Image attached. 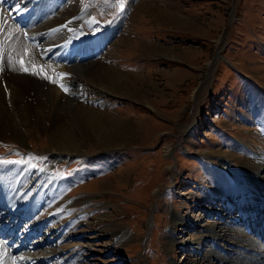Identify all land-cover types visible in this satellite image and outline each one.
Segmentation results:
<instances>
[{"label":"rangeland","instance_id":"1","mask_svg":"<svg viewBox=\"0 0 264 264\" xmlns=\"http://www.w3.org/2000/svg\"><path fill=\"white\" fill-rule=\"evenodd\" d=\"M120 2L77 0L76 16L82 18L76 25L73 42L77 41L66 44V55L53 47L46 57L50 67L66 61L75 79L58 105L52 102L47 119L18 102L12 105L9 117L21 132L18 137L0 134L3 185L12 196L6 202L12 207L29 189L33 191L23 208L28 210L20 211L23 217L5 215L15 216L10 227L18 224L6 241L30 236L27 244L32 250L25 255H49L57 247L58 259L48 258V264H196L199 253L188 255L190 244L169 245L172 238H193L195 227L188 223L175 229L173 219L217 217L218 212L200 208L199 200L219 187L213 182V169L220 165V155L232 152L246 159L264 151V0H122L123 11ZM99 33H104L100 38L110 34L101 52L83 53L86 57L74 52L87 49L96 41L91 37ZM105 56L110 57V66L130 75L135 88L101 91L93 80L80 85L83 67L89 69L94 65L89 62ZM13 58L7 57V62L14 63ZM51 72L48 76L57 77L61 69ZM55 107L63 132H74L72 152L55 150L51 136ZM96 116L101 126L93 135L99 132L106 141L100 145L99 136L87 137L80 124L82 117L93 123ZM244 140L249 146L236 151L234 145ZM231 159L239 167L238 159ZM235 167L228 165L226 175L240 179L246 168ZM7 169L17 175L15 180L5 174ZM228 179L226 190L236 184ZM221 202L214 206L217 211ZM32 204L38 206L35 215ZM39 219L44 225L41 233L39 223L35 225ZM259 219L264 226V217ZM242 221V232L251 231ZM28 225L38 233L27 234ZM117 227L123 229L118 237ZM50 228L54 239L41 242Z\"/></svg>","mask_w":264,"mask_h":264},{"label":"bare ground","instance_id":"2","mask_svg":"<svg viewBox=\"0 0 264 264\" xmlns=\"http://www.w3.org/2000/svg\"><path fill=\"white\" fill-rule=\"evenodd\" d=\"M76 8L77 0H0V134L11 133V135L15 137L20 135L21 130L16 127L15 122L9 117L12 105L16 102H18L16 104L24 105L40 112L43 117L47 119L48 114L52 110V102L58 105L61 98L66 96L65 92L60 93V87H58V89L55 88L50 80L45 79L43 73L33 74L31 71H23L20 60L23 59L24 66L29 69H32L33 65L43 66L47 75L48 72L51 71L49 75L53 74V69L55 68L61 69V73L67 74V77L61 82L64 83L69 90V82L75 79V77L70 68H68L66 61L62 62L58 59L61 63H56L54 67H50L46 57L51 55L53 47L62 50L63 52L60 53L61 55H66V44H74L77 41L75 40L73 42L76 36V25L82 18L76 16ZM6 16H8V18ZM22 37L25 40H22ZM109 37L110 34H107L105 38H98L94 43H91L89 47L86 46L88 47L87 49L80 48L74 52L79 51L78 53H80L81 57H86L82 56V54L86 52H89L90 55L101 52L103 45H105L103 43L104 39L107 41ZM221 42L222 39H219L218 44H221ZM220 50L216 53V58L220 57ZM2 55L4 56V60ZM12 56H14L16 60ZM7 57L9 60L13 58L14 63H12L13 61L7 62ZM216 58L210 60L208 64L210 66L215 64ZM108 59H110V57L105 56L97 60V62H89L94 64L89 69H87L88 66L83 67L81 71L83 73V79L80 85L84 87V85L93 80L97 85H101V91L108 90L111 92H119L124 89L126 92H129L132 88H135V83H132L130 75L114 69L107 63ZM48 66L51 68L50 70L46 69ZM60 105H62V103H60ZM74 113L79 115L80 111L74 110ZM59 114V110L55 107V116H52V119L59 118ZM83 117L80 124L84 128L85 135H87V137L92 135L94 138L99 136L101 134L99 132H96L98 133L96 136L93 135L94 131L101 126L98 122V116L93 119V123L90 122L92 119L87 122L84 121ZM37 124L43 128L39 120H37ZM51 131L56 152H61V150L66 152L69 150V152H72L75 150L76 141L74 132L66 135L63 132V121H61V119H55L53 121ZM97 138V145L106 143L104 139L102 140V136ZM245 145L249 146L245 140L240 141L239 144L234 145V148L236 151H240ZM167 151L168 153L171 152L170 150ZM244 153L246 152L244 151ZM239 156V154L232 152H229V154L222 153V155H220L222 161L219 166L213 169V173L215 174L213 182L219 187L217 188L215 186L212 190L207 191L205 196H201L199 200L201 201V203H199L200 208L212 214L218 212L217 217L210 218L205 214H203V217H199L200 214L193 219L191 217L187 218L186 216H177L172 221L175 229H178V227L182 225H188V223H191L192 226L195 227L196 233L193 238L189 240H177L172 238L169 245L171 248H174L176 245L185 247L190 244L192 246V252L188 255H192L195 252L199 253L198 258L194 259V263L196 264H262L264 262L262 259L264 258V253L262 251V253L260 252V247H264V226L259 219L260 216L264 217V176L260 175V172L264 169V151H262L261 154H252L246 159H240ZM230 157L238 159L240 163L239 167L241 168L244 166L246 168L245 171L241 170L239 167H235ZM247 159L251 163L247 164ZM226 163H228V165L232 164L233 167L243 171L240 179L234 176L232 177V175H230L231 177L226 175V173L230 171L228 165L224 166ZM1 170L2 169H0V208H2V210H0V222L4 221V224H0V262L3 264L50 263L49 260L51 258H57L56 255L59 253L57 252V247H53V252H51L53 255L50 253V257L45 253V255H39L33 252H29L28 255H25L26 252L32 250L27 244V240L30 236H27V238L22 241L20 239L17 240L18 236L15 238V242L6 241L5 237H7V234L11 232L15 233L18 224L16 222L10 227V220L14 219L15 216L14 218L7 219L5 215L8 213L20 214V211L26 207L27 200L29 199L28 197L32 194L33 190L29 189L25 199L9 207L10 203L6 202V200L11 193L8 195L5 185H3V181L5 180L4 174H1L3 170ZM7 170L8 173L4 172L8 175V178L15 180L17 175L14 174L11 169ZM26 174H30L29 170ZM228 178H233L236 181V184L232 185L230 190H226L224 184V180L226 182L229 181ZM254 180L257 181L256 185L253 184ZM6 185H10L9 181H6ZM246 190L251 194L245 195ZM238 191L239 195H237ZM229 194H231V197H228L230 196ZM239 196L242 198H238ZM219 200H222L223 203L221 202L222 204H218L220 208L217 211V208L214 206H216L215 204L219 202ZM247 202H251V204ZM37 204L41 206V200ZM37 204H32L31 212L34 215L37 213ZM236 205H240L241 208L239 207L237 210L238 213L234 214V212H232L233 214H231L233 207H236ZM246 205L251 207L249 208ZM23 210L26 212L28 208ZM24 212L23 214H25ZM23 214L20 215L23 217ZM3 216H5V219L2 218ZM242 218H244L243 221ZM21 220L19 219L18 222L20 223ZM239 221H242L245 225L250 224V228L249 226L248 228L251 229V231L242 232V224H239ZM36 224L40 232V228L44 226L43 221L39 219L38 222H35V225ZM66 225L67 228L70 226L68 222ZM255 226H257L256 229L258 230L253 228ZM113 231L115 232V230ZM122 231L123 229L120 227L116 230L115 236H120ZM25 232L34 235L38 233V231L32 230L30 226L27 227ZM51 232L52 228L46 230L44 234H46L47 237L43 238L41 242L48 241L51 243L52 239H54L50 238ZM253 232L255 235H252ZM194 240L199 242H194ZM258 241H260V245ZM11 245L12 249H9ZM203 250H205V252ZM20 251L23 254H21Z\"/></svg>","mask_w":264,"mask_h":264},{"label":"snow or ice","instance_id":"3","mask_svg":"<svg viewBox=\"0 0 264 264\" xmlns=\"http://www.w3.org/2000/svg\"><path fill=\"white\" fill-rule=\"evenodd\" d=\"M119 8H120V11H123L124 10V4L121 0L120 4H119ZM19 10V9H18ZM20 64L23 68V71L25 72H29L31 71L33 74H41L43 73L44 74V78L45 79H48L50 80V82H52L53 84H58V86L65 92L67 93L68 92V88L65 86L64 83H62L61 81H63L66 77H67V74L65 73H60L57 77H50L47 75L45 69L43 68V66H36V65H33L32 69H29L28 67L24 66V61L23 59L20 60Z\"/></svg>","mask_w":264,"mask_h":264}]
</instances>
